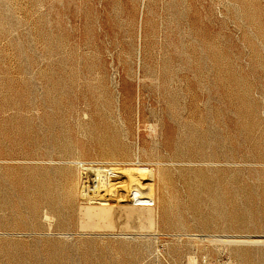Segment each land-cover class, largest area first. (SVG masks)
Here are the masks:
<instances>
[{"label": "rangeland", "instance_id": "obj_1", "mask_svg": "<svg viewBox=\"0 0 264 264\" xmlns=\"http://www.w3.org/2000/svg\"><path fill=\"white\" fill-rule=\"evenodd\" d=\"M0 264H264V0H0Z\"/></svg>", "mask_w": 264, "mask_h": 264}, {"label": "bare ground", "instance_id": "obj_2", "mask_svg": "<svg viewBox=\"0 0 264 264\" xmlns=\"http://www.w3.org/2000/svg\"><path fill=\"white\" fill-rule=\"evenodd\" d=\"M123 167L88 168L85 174V184L82 190L86 191L87 193L83 194V199L94 200L97 202L108 201L111 199L124 201L127 199L130 192H132V188H139L140 184L142 183L149 184L146 189L151 190V182L149 179L145 178L146 175H151L150 172L145 174L143 169L140 167H137V169L132 168L131 171H129V167L127 168L129 170L126 171V169H123ZM150 199L151 198L147 197L143 201L147 202ZM256 242L257 241H255V243Z\"/></svg>", "mask_w": 264, "mask_h": 264}]
</instances>
